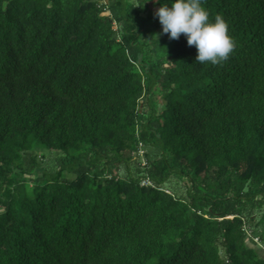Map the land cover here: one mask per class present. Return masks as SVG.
<instances>
[{
	"label": "trees",
	"instance_id": "trees-1",
	"mask_svg": "<svg viewBox=\"0 0 264 264\" xmlns=\"http://www.w3.org/2000/svg\"><path fill=\"white\" fill-rule=\"evenodd\" d=\"M144 2L0 0V264H264V0L217 65Z\"/></svg>",
	"mask_w": 264,
	"mask_h": 264
},
{
	"label": "clouds",
	"instance_id": "clouds-1",
	"mask_svg": "<svg viewBox=\"0 0 264 264\" xmlns=\"http://www.w3.org/2000/svg\"><path fill=\"white\" fill-rule=\"evenodd\" d=\"M153 3L160 5L154 16L160 21L162 33L169 39H179L183 34L187 44L197 49L196 62L217 65L234 50L236 45L227 22L220 15L210 20L200 0H153Z\"/></svg>",
	"mask_w": 264,
	"mask_h": 264
},
{
	"label": "rangeland",
	"instance_id": "rangeland-1",
	"mask_svg": "<svg viewBox=\"0 0 264 264\" xmlns=\"http://www.w3.org/2000/svg\"><path fill=\"white\" fill-rule=\"evenodd\" d=\"M107 2H108V0H104V3H107ZM144 14H146V13H144ZM149 25H153V21H150L149 22ZM43 157H44L45 160H50L52 158L51 154H49V152H47V151H45L43 153ZM38 171H40V170H38ZM68 176L71 177L72 175L69 174ZM255 239H256V237H255ZM246 242H247L248 245L255 247V249L258 251V253L260 255L264 256V246L263 245L253 243L251 241L249 235L246 236Z\"/></svg>",
	"mask_w": 264,
	"mask_h": 264
}]
</instances>
